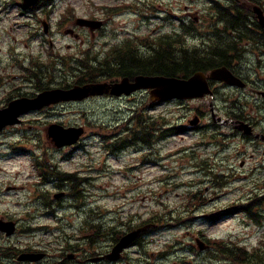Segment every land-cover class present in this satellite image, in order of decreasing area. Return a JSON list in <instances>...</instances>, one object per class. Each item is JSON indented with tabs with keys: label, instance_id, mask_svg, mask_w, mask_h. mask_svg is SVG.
<instances>
[{
	"label": "rangeland",
	"instance_id": "rangeland-1",
	"mask_svg": "<svg viewBox=\"0 0 264 264\" xmlns=\"http://www.w3.org/2000/svg\"><path fill=\"white\" fill-rule=\"evenodd\" d=\"M142 1L145 3L143 6L140 0L57 2L55 19H58L63 10L70 5L75 8L78 18L95 16L97 20H103L109 24L105 25L108 29L101 31L102 33L96 32L94 37L90 36L88 31L81 33L78 31L83 38L77 40L71 37L65 38L63 35L56 36V50L61 51V55L69 59L82 55L83 50L89 47L87 42L90 39V43H93L97 49V46L101 48L104 45L105 40H113L107 45L111 47L115 45L116 40L126 39L135 33L145 35L143 40L166 37L174 34L173 30H177L183 22L187 24L193 22L194 18L192 19L191 16H199L195 33H193L196 34L199 31V34L188 36V40L184 41L187 43L186 47H191L190 50L193 51L199 49V46H204L207 43L204 40H209L208 17L215 7L213 0ZM215 1L219 4L227 2V0ZM117 5L138 8L148 18L146 17L145 23L139 25L143 22V18L127 13L106 22L112 18V15L108 14ZM36 16L43 18L42 13ZM0 17V59L2 61L0 77L9 76L5 81L7 83L5 93L18 88L19 90L13 92V96H17L19 92L32 94L34 86L17 79L21 77V80H25L22 77L25 67H22L19 62H14L16 57H13L11 50L15 47L16 51L23 54L21 59L31 57L35 53H40L42 58L47 59L48 44L42 46L38 39H30L28 34L34 27L22 26L23 22H41V20H37L33 15L32 17L24 16L16 8H11L3 16L0 12ZM83 40H86L85 44ZM68 46L71 47L67 48ZM61 77L56 76L57 79ZM250 78L253 81L256 80L255 76ZM3 92V90L0 91V101ZM149 98L141 94L139 98L141 101L136 103L130 100L98 98L76 106H60L52 110L53 112L28 114L25 123L19 129L25 131L29 137L24 138L23 135L18 134V137L14 136L12 139L14 142L20 139L28 153L14 155L0 162V168L4 167L0 169V218L12 217L20 224L14 237L8 239L0 234V242L19 249H45L55 252L52 255L57 257H61L66 250L69 252L65 253V257L67 254L82 253H87V256L92 253V257H98L112 251L117 244L115 239L118 233L140 226L149 214L158 209L169 208L181 214L162 225L163 229L150 234L146 233L147 235L142 237L139 245L129 249L124 260L119 264H229L222 260L216 261L220 258L213 254L199 253L191 246L195 245L194 237L200 231L218 238L238 239L244 245H249V249L257 246L264 228L257 229L258 225L248 220L244 213L235 210L234 214L225 215L216 223L211 218L229 208L236 209L237 205L232 204L234 201H249L250 204L252 200L256 202V196L264 198V168L259 170L264 166V142L249 143L251 141L246 140L247 138L243 135L233 136V125H221L222 127L216 129L223 136L215 140L207 137V140L214 143L199 147L203 138L207 134L211 135L212 131L209 133L188 131L183 130V126L193 118L196 111L210 112L211 99L207 102L196 101L182 104L169 102L152 106ZM220 101L218 105L222 108L224 98ZM133 109H140L142 114L145 110L148 111L146 117L151 122L165 124L164 128H175L177 133L164 139L152 149L141 144L129 147L118 155H110L103 133L109 136L106 138L108 141L116 137L117 141L111 142L112 145L116 143L113 145L116 146L119 140L126 138L121 132L120 125L131 116ZM255 113V111L252 112L253 117ZM55 123L65 128L87 126L88 133L83 147L73 152L50 150L45 144L47 143L46 131L51 124ZM259 131L264 133V121L261 122ZM213 134L217 135L215 132ZM221 143L225 146L221 145L219 148ZM42 145H45L44 148ZM47 152V157L60 170L59 174L49 180L41 177L36 168L37 161L42 162ZM61 171L77 173V175L73 178L64 177L63 181L58 182L56 178L65 174ZM215 174L226 178L227 184L224 188L217 186ZM80 178L86 179L85 183L78 182ZM72 180L78 183L76 192L79 198L76 195L74 199L68 198L66 202L64 197L55 199V195L62 192L73 194ZM9 187L17 189L8 192ZM193 189L202 191L213 201H209L196 213L194 212L192 218L190 211L184 209V200ZM48 192H53V195H48ZM42 199L50 207L61 202H65L66 206L58 209L54 217L49 216L47 209L42 205ZM76 201L85 206L81 212L79 209L70 208V206H79L75 203ZM255 209L264 216V200ZM92 215L101 216L100 221L104 225L106 223L116 225L118 220L127 221L134 215L140 217L134 218V221L126 225L124 229L117 225L112 226L116 228L113 231L105 229L102 236L107 234L108 236L91 243L83 235L91 234L89 231L91 228H87L86 220ZM181 215H185L182 220ZM186 218L192 220V223L188 221L184 223ZM169 223L171 225H168ZM45 226H49L51 231L29 230ZM69 236L72 238L70 244L65 242ZM166 244L174 247L173 253L170 252L165 258L160 255L165 252L163 248ZM72 246L76 249L79 247L77 252L73 251ZM237 264H245V262H237Z\"/></svg>",
	"mask_w": 264,
	"mask_h": 264
},
{
	"label": "water",
	"instance_id": "water-1",
	"mask_svg": "<svg viewBox=\"0 0 264 264\" xmlns=\"http://www.w3.org/2000/svg\"><path fill=\"white\" fill-rule=\"evenodd\" d=\"M31 3H35L37 0H25ZM83 25L97 27V24L90 22H82ZM213 77L217 79H223L224 74L217 73ZM121 85H88L85 87H76L72 90H56L40 95L36 100H25L13 103L8 109L0 112V129L6 125H13L18 123V117L27 112L30 109H41L44 106H49L62 101H74L83 100L89 96L103 95L104 93L112 90L113 94L121 95L122 93L131 94L138 89H156L154 92L155 98L159 101H165L168 99H193L204 96L208 91L207 85L204 83V78L200 75L193 77L189 81L178 80L175 78L164 77H139L135 84H129L128 80ZM193 125L197 124V121L192 122ZM82 130L70 129L63 130L54 126L51 129V137L56 141L57 146L62 147L64 145H72L78 141L82 135ZM145 229L137 230L126 237L116 246L113 253L107 256L110 260H118L121 257V253L124 249L129 247ZM0 231L5 232L8 236L14 234V224H6L0 221ZM43 258V255H26L22 259L37 261Z\"/></svg>",
	"mask_w": 264,
	"mask_h": 264
},
{
	"label": "trees",
	"instance_id": "trees-1",
	"mask_svg": "<svg viewBox=\"0 0 264 264\" xmlns=\"http://www.w3.org/2000/svg\"><path fill=\"white\" fill-rule=\"evenodd\" d=\"M228 18H233L235 20V22L231 21V24H238L239 22L236 21L240 20L242 17L240 15L238 17L229 15ZM156 50V56L154 58L146 56L141 58L133 51L124 54L117 52L111 55L109 59L105 60H98L95 58L93 65L89 67L86 64L84 66L85 69L82 71L79 83L98 82L125 76L133 77V75L137 76L141 74L166 75L170 77L189 76L192 72L201 70L203 66L208 65L205 63L206 61H202V59H198L196 56L186 54L183 58H179L169 50L167 52L161 49ZM217 53L222 54L223 52L217 51ZM203 62L205 64H203ZM208 63L211 64L210 60H208ZM140 123L142 133H144L146 137H151V134L146 131V129H150V125L143 122V120H140L139 124ZM158 217V215L153 216L150 221L158 222ZM238 256L241 257L242 260H246V255L239 252ZM253 258H259L262 260L261 263H264L261 254L254 253ZM249 260H251L250 256ZM251 261L256 262L255 260ZM256 264L260 263L256 262Z\"/></svg>",
	"mask_w": 264,
	"mask_h": 264
},
{
	"label": "flooded vegetation",
	"instance_id": "flooded-vegetation-1",
	"mask_svg": "<svg viewBox=\"0 0 264 264\" xmlns=\"http://www.w3.org/2000/svg\"><path fill=\"white\" fill-rule=\"evenodd\" d=\"M236 22H249V20L246 21H241L238 20ZM256 32H258V36L254 35V37H252L253 39H259L260 42H262V37H264V31L260 28V26H258V29L256 30ZM249 34H250V27H249ZM264 39V38H263ZM250 40V37H249ZM254 52L252 50H248V53L245 54L244 59L241 57V59H237V57L235 56H227L225 57L222 61H220V63L215 64L214 66L223 64L227 67H229L231 70V72L236 75L237 77L241 78L245 84L246 87L244 89L245 93L247 96H249L250 94H252V92H255L256 94H260L264 91V84H263V80L264 77H261L260 75H258V78L253 81L251 80L250 77H252L254 75V72L258 73L256 71V68L253 66L256 61H255V56L253 55ZM264 54V51H263ZM264 59V57H263ZM208 74V73H207ZM210 86L213 90L214 93L216 94H220V91L225 90V91H230L232 90L230 87H227V85L223 84V83H215V82H210ZM252 91V92H251ZM262 97V96H261ZM254 127L255 125L252 124ZM51 258H47L46 260H44L42 262V264H46L48 263L47 260H49ZM77 255L75 254L74 257V261H77ZM13 258H7L4 260L3 264H11V262L13 263ZM58 264H66L65 262H59Z\"/></svg>",
	"mask_w": 264,
	"mask_h": 264
}]
</instances>
